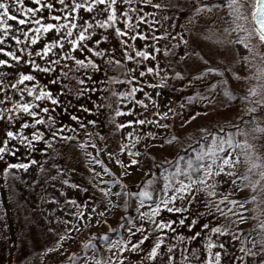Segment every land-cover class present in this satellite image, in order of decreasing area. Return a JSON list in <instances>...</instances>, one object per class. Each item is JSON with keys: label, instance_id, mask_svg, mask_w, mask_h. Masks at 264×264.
<instances>
[{"label": "rangeland", "instance_id": "374dc122", "mask_svg": "<svg viewBox=\"0 0 264 264\" xmlns=\"http://www.w3.org/2000/svg\"><path fill=\"white\" fill-rule=\"evenodd\" d=\"M211 1L214 0H116L112 5L111 0H105L91 11L82 7L73 13V0H63V3L40 0L39 5L36 0L21 3L3 0L9 5L11 15L0 8V23L12 27L0 28V36L8 32L0 40V47L19 55L21 61L8 57L6 52L0 53V59L9 61L8 65H0V144L7 129L17 132L24 123L19 116L21 109L17 110L19 91L29 95L24 103L32 102V110L45 120L37 125L29 122L25 127L32 132L39 129L43 136L42 140H36L32 154L15 161H9L8 152L0 154V264H56L61 261L58 249L78 251L81 244L70 242L78 236L84 241L86 234L104 223L108 227L107 218L113 213L116 201L117 190L113 186L118 189L137 181L142 174L144 152L155 150L166 136H184L190 132L197 135L213 122L222 128L248 114L246 119L252 120L250 126L264 137V41L253 24L254 0H237L242 7H230L229 0ZM50 2L51 9L47 7ZM75 2L83 5L90 0ZM111 7L116 8L117 19L105 27L103 22ZM57 15L60 21L54 19ZM20 19L27 23L21 25ZM65 21L68 23L59 32L36 31L40 24L60 25ZM73 22L77 27L69 35L67 28ZM116 28L122 30L118 37L126 50L120 54H117ZM80 31L86 33V39L74 49L71 40ZM13 36L19 40L12 39ZM36 36L39 39L32 43ZM62 36L66 39L53 46L51 42ZM102 36L107 37L108 43L101 39L96 44ZM45 44L51 48L46 55L42 51ZM137 51L150 55L137 57ZM98 52L103 55H97ZM129 55L135 59H127ZM121 57L124 63L116 66ZM76 60L85 63L79 67ZM33 62L41 67L33 68ZM45 68L50 71H44ZM148 68L153 71H146ZM142 71L144 76L139 75ZM21 72L35 79L21 80ZM218 76H223L226 83L233 81V88L246 97L227 92V84H216ZM38 88L39 92L41 88L50 91L58 103L47 97L35 100ZM133 88L137 90L131 96L118 95ZM141 100L142 105L138 103ZM45 107L49 109L47 113L41 111ZM117 110L121 115H116ZM8 111L13 113L11 119L7 118ZM49 116L52 121L48 120ZM138 119L146 122L137 124ZM128 120L133 123L126 124ZM120 124L125 127L120 128ZM231 140L222 152L216 153L215 162L208 160L205 164H213L211 175L202 179L199 169L165 191L171 196L181 181L188 183L189 177L196 181L191 185L194 196L186 193L183 201L178 196L169 204V207L182 206L185 211L169 212L162 208L156 216L155 223L161 219L174 223L157 230L165 233L171 244L160 245L154 259H149L150 248L156 242L154 222L139 215L155 207L154 203H148L139 207L131 235L128 231L126 235L113 237L99 248V255L87 249L66 264H116L113 256L117 260L124 257L120 264L133 261L168 264V257H172V264H202L208 259V237L215 245L212 251L221 252V264H260L253 252V238L245 239L247 251L244 253L236 232L254 224L257 226L254 231L264 238V175H259L262 179L249 177L242 171L238 151L243 148L241 144L233 146L235 140ZM121 147L124 151H120ZM252 148L264 172V141L260 140ZM225 154H229L232 165H226L225 172H220L216 166ZM155 155L165 158L163 151ZM30 160L35 163H29L26 169L4 171L9 164ZM130 160L137 163L130 164ZM106 161L111 165L110 171L105 167ZM228 172L232 175H227ZM239 196L246 198L231 203ZM159 197L163 199V194ZM181 219L183 224L179 223ZM193 220L195 223L189 228ZM203 224L208 229L202 228ZM141 225H144L142 233L137 232ZM216 226L221 232L212 233L210 229ZM196 232L201 235L194 240L186 239ZM142 235L149 238L132 251L131 244ZM117 241L121 243L117 245ZM260 242L264 245V239ZM109 244L113 247L109 248ZM220 244L224 245L223 249ZM120 247L124 248L123 252L119 251Z\"/></svg>", "mask_w": 264, "mask_h": 264}, {"label": "trees", "instance_id": "16d2710c", "mask_svg": "<svg viewBox=\"0 0 264 264\" xmlns=\"http://www.w3.org/2000/svg\"><path fill=\"white\" fill-rule=\"evenodd\" d=\"M217 1L214 0L211 2L215 3ZM116 37L118 39L117 54L126 52L117 33ZM105 41L107 40L105 39ZM106 43H108V41ZM92 55L95 54L93 53ZM123 60L124 58L122 57L118 59L117 61L120 63H116V66L124 63ZM78 65L80 67V64ZM215 83L218 85L227 84L225 85L227 92H230L235 96L242 94L244 97H246L245 93L238 92L233 88V81H228V83H226V79L223 76H218V79ZM19 93L20 94L18 95L19 97L17 99L19 100V103H24V101L29 98V95L24 92V96V94H21V91H19ZM12 114V112L8 111L7 118L11 117ZM247 115L248 114H243L239 119L235 120L233 125L229 126L226 124L222 128L218 126V123L213 122L204 130H200L197 135L192 132L187 133L184 136L171 134L166 136L163 139L162 144L157 146L155 150H146L141 162L142 174L138 180L132 183L123 184L118 189L113 186L114 189L117 190L115 194L116 201L113 213H111L107 218L109 221L107 222L109 224L107 227L108 229L105 228L106 223H104L103 226L96 228V231L86 234L84 241L81 242V237L79 236L74 238V240H72L70 243L72 244L75 242L81 244V248L76 252H73V250L69 252L68 250L58 249L57 251L61 253V261L56 264L71 263L75 259V256L78 254L81 255L87 249L94 251L95 254L99 255V248L105 245L106 242H108L111 238L126 235L129 229H131V225L133 224L138 209L141 205L154 203L156 197H159L160 195L162 196L163 193L161 190H164L165 192L182 177H187L197 172L200 169V164L207 163V157L205 156L203 159H201L198 154H203L207 151L205 146L212 144L214 137H221L223 139L228 137L230 139H234L235 143H233V146L235 147H238V144H241L243 150L238 151V156L242 164V171L247 173L249 177L252 175L258 177L262 171L260 165H258L256 155H253L252 147H254L257 142L259 143L260 140L264 141V137H260L254 128L250 126L252 124V120L248 121V119H246ZM19 116L23 119V121L27 120L33 124L31 122L32 120H29L31 116L28 113H24L22 109L19 113ZM243 128H246L245 135L242 134ZM17 132H21L25 137H27V139L31 141L32 147H29L26 143L21 142L18 138L10 139L8 144L9 150L7 151L9 161L22 160L26 157V155H28L27 153L32 154V152L35 151V149L33 150V147L37 142L31 137L32 131L28 128L20 127L17 129ZM174 137L175 139H173ZM169 141H171V143H169ZM217 143H219L218 140ZM153 151H156L155 153L163 151L165 158L157 157ZM13 153L15 154L13 155ZM189 161H191L192 164L190 171L186 174L184 169L189 167ZM177 165H179L180 168L179 172H177ZM105 167L108 170L111 169V165H109L107 161L105 163ZM150 181L153 183H149ZM166 182L168 185L167 187H165ZM144 188H147L153 193L151 198H140L138 195H128L130 192H136L138 194L139 191ZM242 198H246V196H239L234 201L240 200ZM141 199H143V203H141ZM175 227L176 226H174V228ZM256 227V225L252 224V226L249 228H240L236 232L237 240L240 243L241 251L245 253L247 251L245 239H248L249 236L253 238V252L256 255V261L257 263L264 264V245L260 242L264 238L263 236L259 237V235L254 231ZM157 230L159 229H156L154 230L155 232H153V240L156 241L157 239H162L163 243L161 245L171 244L170 240L168 241L165 235L161 236ZM89 241H91V244ZM129 255H131V253H129Z\"/></svg>", "mask_w": 264, "mask_h": 264}, {"label": "snow or ice", "instance_id": "6c2138e0", "mask_svg": "<svg viewBox=\"0 0 264 264\" xmlns=\"http://www.w3.org/2000/svg\"><path fill=\"white\" fill-rule=\"evenodd\" d=\"M13 2L14 3H21L22 0H13ZM61 3H63V0H61ZM97 3L104 4L105 0H90V3H85L83 5H81L79 3H76L75 0H73V6L71 7V12L74 13V12L77 11V9H80L82 7L87 9V10H89V11H91L94 8V6L97 5ZM115 3H116V0H111V4L112 5H115ZM229 3H230V7H232V6L242 7L243 6V5H238L237 4V0H229ZM36 4L39 5L40 4V0H36ZM47 7L49 9H51V8H53V4L50 2V3H48ZM68 7H69L68 5H65V8H68ZM201 7H204V6L202 5ZM0 8H3L5 14L11 15V13L9 12V5L6 4V3H3V0H0ZM29 11H34V9H29ZM99 11H103V10L99 9ZM252 13H253V20H255V22L259 25L260 40L264 41V0H254V7L252 8ZM69 14H70L69 12H65V15H69ZM12 18L13 19H17V17H15V16H13ZM54 19L56 21H60L61 17L59 15H57V16L54 17ZM116 19H117L116 8L115 7H111L110 13L108 15L107 20H105L103 22V26L107 27V26L110 25V23H115ZM140 19L142 20L143 17H140ZM19 23L21 25H23V24H26L27 21H25L23 19H20ZM36 23H39V21H37ZM67 23H68L67 21H65L64 24H60V25H57L55 23H43V24H40L39 28H37L36 31L40 32L41 30H43L44 32H47V31H49L51 29H55L57 32H59L60 29L65 27V24H67ZM97 23H100V21H97ZM10 27H12L10 24L0 23V28H10ZM76 27H77V25L75 24V22H73L71 24V26L67 28L68 34L71 35L72 28H76ZM17 30L21 31V29H19V28ZM29 31H31V29H29ZM121 31L122 30L120 28H116L115 29V32L118 35L121 33ZM124 34L127 35V33H124ZM7 35H8V32L5 31L4 32V36H7ZM25 35H27V33H25ZM137 35L142 36L143 34L142 33H137ZM4 36H0V40H3ZM12 39L18 41L19 37L13 36ZM37 39H39L38 36L34 37L32 39V43H35ZM63 39H66V38L62 36V37H60V39L53 40L51 43H52L53 46L54 45H59L60 41L63 40ZM85 39H86V33L84 31H80L79 35L75 39L71 40L72 48L75 49V48L80 47L78 42H83ZM101 39H107V37H103L102 36L100 39L96 40L95 43L99 44ZM132 39H136V37L133 36ZM125 43H127V41H125ZM61 47H63V45H61ZM83 50H84L83 48H80V51H83ZM42 51H43V53L45 55L48 52H50L51 48H50L49 44H45L43 49H42ZM5 52H6V49L3 48V47H0V53H5ZM6 55L8 57H12L16 61H21V57L19 55H16L12 51H7ZM97 55H103V53L102 52H98ZM135 55L137 57H148L150 55V53L149 52H145V51H137ZM73 59H76V58L73 57ZM127 59L134 60L135 57L129 55V56H127ZM76 63L83 65L85 62H84V60H76ZM88 63L92 64L93 67H96L94 62L91 61V60H89ZM116 63H120V62L117 61ZM8 64H9L8 60L0 59V65H8ZM31 66L33 68H37V69H39L41 67L39 64H35L34 62L31 64ZM43 70L44 71H50V69H48V68H45ZM146 71L151 72V71H153V69L148 68V69H146ZM211 71H215V69H211ZM144 74L145 73L142 71V72H140L139 75L140 76H144ZM177 75H180V73H177ZM20 79L21 80H34L35 77L32 76L31 74H27L26 75V74L21 72L20 73ZM132 79L134 80V79H136V77L133 76ZM136 90H137L136 88H133L131 90V92H128V93L121 92V93H118V95L119 96H131L133 93L136 92ZM145 95H147V93H145ZM44 97H47L49 100H53L54 102L58 103V101L55 100V98L53 97V95L51 94L50 91H46L43 88H41L40 92H39V95H37L35 97V100H41ZM138 103H140L142 105L144 103V101L141 100V101H138ZM81 107H83V105H81ZM20 109H22L24 113H29L31 117L36 118V119H33L31 121L33 124H41L45 120V117L43 115H40L37 111L32 110L33 109V103L32 102L18 104L17 110H20ZM41 111L44 112V113H47L49 111V109L47 107H45V108L41 109ZM89 111H90V109H89ZM129 111H131V109H129ZM116 115L117 116L121 115V111L117 110ZM165 115H166V113H165ZM9 118L11 119V117H9ZM73 118L74 119H79V117H76V116H74ZM48 120L52 121V117L49 116ZM145 122L146 121L139 120V119L135 121V123H137V124H144ZM28 123H29V121L25 120L24 123L21 125V127L22 128L27 127ZM53 123H54V121H53ZM92 123H95V121H92ZM125 123L126 124H132L133 121L132 120H128ZM119 127L123 128V127H125V124H120ZM57 135H59V133H57ZM31 137H32L33 140H37V141L43 139V136L39 132V129H37L36 131L32 132L31 133ZM15 138H18L21 142L26 143L29 147H32L31 141H29L27 139V137H25L21 132H15V131H13L11 129H7L6 130V134H5V138L3 139L2 144H0V154L6 153L9 150L8 147H7L8 144H9V140L10 139H15ZM173 139H175V137ZM217 140L219 141V143H217ZM169 143H171V141H169ZM231 143H232V140L230 138L228 140H224L221 137H214L213 138V143L210 144V145H206L205 146L207 151L205 153H203V154H198V156L201 159H203L206 156L209 161L215 162V160L217 159L216 153L222 152L223 151V146L225 144H231ZM120 151H124V148L121 147ZM14 154L15 153H13V155ZM129 155H131V153H129ZM29 163H35V161H31L30 160L27 163H23V164H21V163L9 164L7 167H5L4 171L7 172L8 168H25L26 169L29 166ZM96 163H100V161H96ZM117 163H122V162L121 161H117ZM136 163H137L136 160H130V164H136ZM191 164H192V162L189 161V167L184 169V172L186 174L190 171ZM226 165H232V160L229 158V154H225L223 157H221L220 158V163L216 167H218L220 172H225V166ZM199 167L202 170V179L207 177V176H209V175H211V173L214 170L212 163H209L207 165L200 164ZM179 171H180V168H179V165H177V172H179ZM227 175L231 176L232 173L228 172ZM261 175H264V172H262ZM65 182L67 183V181H65ZM149 183H153V182L150 181ZM195 183H196V181L192 180L191 177H189L188 183H185L184 181H181L180 182V187L176 188L171 196H168V194L166 192H164V190H161L162 193H163V199H161L160 197H156L155 200H154L155 207L149 209L147 213L140 212L139 215L142 218H147L149 220H152L154 222V227L156 229H163V228L171 227L172 224L174 223L172 220H168L167 222H165L163 219H161L158 223H155L156 216L159 214V212H160V210L162 208L168 209L169 212H183V211H185V209L182 206L181 207H176L173 204L171 207H169V204H170L171 201H175L178 196H179L180 200L183 201L185 199V194L186 193H191V185L195 184ZM167 186L168 185H167V182H166L165 187H167ZM102 191H105V190L102 189ZM191 194L193 196L195 195L194 193H191ZM128 195H130V196H137L138 195L140 198H151L153 193L151 191H149L147 188H144V189H141L138 194L136 192H130V193H128ZM225 199H226V197H225ZM141 203H143V199H141ZM189 203H191V201H189ZM231 203L235 204L236 201H231ZM105 210L107 211V209H105ZM80 215H83V214H80ZM221 215H223V213H221ZM179 223L183 224L184 220L181 219L179 221ZM194 223H195V220H193L192 224H188V227L192 228ZM208 227L209 226L207 224H203L202 225V228H204V229H208ZM151 230L152 229H149V231H151ZM143 231H144V225H141L140 228L137 229V232H141L142 233ZM173 231H175V229H173ZM210 231L212 233H219V232H221V228L219 226L212 227L210 229ZM223 231L226 232L227 229H223ZM129 234L130 235L132 234L131 233V229H129ZM163 235H165V233L161 232V236H163ZM200 235H201L200 232H196L195 235L188 236V237H186V239L194 240L196 237H198ZM148 238L149 237L147 235H142L140 237V239H138L136 241V243L131 244L130 247H131L132 251H136L137 248H138V245L143 244V242L145 240H147ZM61 239H64V237H61ZM206 239H207L206 249H207V253H208V259L206 261H203L202 264H221V252H219V251L213 252L212 249L214 248L215 245L211 241L210 237H208ZM89 243L91 244V241H89ZM115 243L117 245H119L121 243V241H117ZM124 243H126V242H124ZM162 243H163L162 239H157L155 244H153L151 246L150 253H149V259H154L157 256L158 249L160 248V245ZM108 247L112 248L113 245L109 244ZM219 247L221 249H223L224 245L220 244ZM119 251L123 252L124 248L120 247ZM193 251L195 252V250H193ZM112 259L116 260V264H120V261L123 260L124 257H120L119 260H117L116 257L113 256ZM109 264H111V262H109ZM132 264H136V262L133 261ZM168 264H172V257H168Z\"/></svg>", "mask_w": 264, "mask_h": 264}, {"label": "water", "instance_id": "95a60500", "mask_svg": "<svg viewBox=\"0 0 264 264\" xmlns=\"http://www.w3.org/2000/svg\"><path fill=\"white\" fill-rule=\"evenodd\" d=\"M252 19H253V15H252ZM253 24H254L256 31L259 33V25L255 22V20H253Z\"/></svg>", "mask_w": 264, "mask_h": 264}]
</instances>
